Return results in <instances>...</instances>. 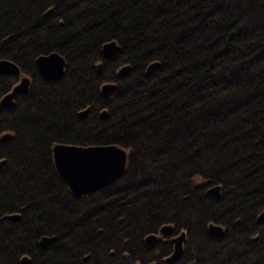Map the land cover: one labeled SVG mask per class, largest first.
Returning a JSON list of instances; mask_svg holds the SVG:
<instances>
[{"label": "trees", "instance_id": "trees-1", "mask_svg": "<svg viewBox=\"0 0 264 264\" xmlns=\"http://www.w3.org/2000/svg\"><path fill=\"white\" fill-rule=\"evenodd\" d=\"M50 52L65 64L46 81ZM0 59L19 70L0 98L29 79L0 106V264H165L180 231L175 264H264V0H0ZM55 143L119 145L124 170L73 196Z\"/></svg>", "mask_w": 264, "mask_h": 264}, {"label": "water", "instance_id": "water-1", "mask_svg": "<svg viewBox=\"0 0 264 264\" xmlns=\"http://www.w3.org/2000/svg\"><path fill=\"white\" fill-rule=\"evenodd\" d=\"M115 41H108L101 47L103 56L109 59L117 50ZM35 66L44 80H57L63 74L64 59L57 52L37 56L34 60ZM157 62L149 63L145 69V74L157 69ZM130 70L128 65L120 67L117 76L123 77ZM17 66L7 59H0V74L13 75L18 74ZM28 85V79L21 77L11 90L0 98V106L9 108L13 104V98L16 95L24 94ZM112 83H104L100 87V92L106 96L113 89ZM86 109L79 112V117H83ZM105 116L104 110L100 113ZM3 136L2 138H5ZM51 158L54 168L60 179L66 184L73 196H80L92 193L113 182L121 175L126 163V151L116 144H101L79 146L73 144L55 143L51 146ZM1 164V163H0ZM207 194L216 198L218 196V187L213 186L207 190ZM15 215H9V219H15ZM257 219L264 221V210L257 215ZM169 227L164 226L159 229V233L168 232ZM208 232L214 238H220L222 235L221 227L217 225H208ZM53 238L46 236L40 237L38 244L41 248L47 246ZM146 244L153 245L156 236L148 235L144 238ZM183 240V233H179L172 241V251L164 258L167 264H174L180 257ZM22 264H27L22 259Z\"/></svg>", "mask_w": 264, "mask_h": 264}, {"label": "flooded vegetation", "instance_id": "flooded-vegetation-1", "mask_svg": "<svg viewBox=\"0 0 264 264\" xmlns=\"http://www.w3.org/2000/svg\"><path fill=\"white\" fill-rule=\"evenodd\" d=\"M18 68V67H17ZM39 73V72H38ZM16 75H18V74H16ZM21 77H23V76H19V79L21 78ZM24 77H26V76H24ZM27 78V77H26ZM19 79H18V81H19ZM28 79V78H27ZM48 81V80H47ZM28 82H29V79H28ZM14 86V85H13ZM27 89V88H26ZM169 231V230H168ZM179 233H183V240H182V242H181V246H182V243H183V241H184V238H185V233H184V231H180ZM163 234V233H162ZM151 235H154V236H156V240H157V235L156 234H151ZM177 235H173V236H171L170 237V241L174 238V237H176ZM39 241V240H38ZM171 243H172V241H171ZM39 245V244H38ZM172 246H173V244H172ZM40 247V246H39ZM168 256V255H167ZM166 256V257H167ZM165 258V257H164ZM164 260V259H163ZM165 263V262H164ZM165 264H167V263H165ZM175 264V263H174ZM188 264H191V263H188Z\"/></svg>", "mask_w": 264, "mask_h": 264}, {"label": "bare ground", "instance_id": "bare-ground-1", "mask_svg": "<svg viewBox=\"0 0 264 264\" xmlns=\"http://www.w3.org/2000/svg\"><path fill=\"white\" fill-rule=\"evenodd\" d=\"M116 46H117V50L114 52V54H113L111 57H113V56L115 55V53H117V51H118V45H116ZM102 54H103V52H102ZM103 57H104V56H103ZM111 57H110V58H111ZM110 58H109V59H110ZM104 59H106V58H104Z\"/></svg>", "mask_w": 264, "mask_h": 264}]
</instances>
